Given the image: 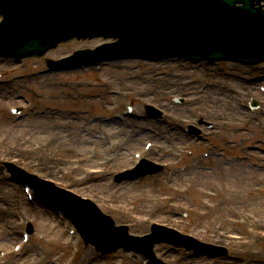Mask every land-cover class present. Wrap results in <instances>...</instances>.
<instances>
[{
	"label": "rangeland",
	"instance_id": "374dc122",
	"mask_svg": "<svg viewBox=\"0 0 264 264\" xmlns=\"http://www.w3.org/2000/svg\"><path fill=\"white\" fill-rule=\"evenodd\" d=\"M97 44L101 40H70L40 58L19 63L0 59V172L2 161H12L93 200L133 235L141 236L157 223L226 246L228 257L218 264H264V82L250 85L237 79L264 77V63L255 69L218 63V69L208 66L199 73L185 61L130 59L45 71V58L59 59ZM220 83L226 93L217 89L215 94L216 87L225 89ZM205 84L215 88L201 90ZM251 98L259 104L254 113L243 108ZM209 102L216 112L207 107ZM146 104L161 110L162 117L148 118ZM15 106L22 110L19 121L10 112ZM200 117L214 124L206 142L183 135L185 124ZM139 124L164 131L153 135L151 129L147 133L153 137L144 136L135 131ZM209 152L221 157L203 156ZM135 155L164 170L114 183L113 175L129 169L138 160ZM6 181L26 203L7 205L4 200L10 211L0 217V230L8 216L14 229L11 237L0 238V264H145L139 253L99 255L85 247L76 232L69 233L74 230L70 222L37 199L26 200L22 185ZM27 222L31 234L26 233ZM22 233L29 236L26 243ZM15 245L21 249L15 251ZM153 250L171 264L205 262L200 257L185 260L191 251L170 243L156 244Z\"/></svg>",
	"mask_w": 264,
	"mask_h": 264
},
{
	"label": "bare ground",
	"instance_id": "6f19581e",
	"mask_svg": "<svg viewBox=\"0 0 264 264\" xmlns=\"http://www.w3.org/2000/svg\"><path fill=\"white\" fill-rule=\"evenodd\" d=\"M58 45H60V43H57V44H55V46H58ZM53 49H55V48H53ZM88 57V56H87ZM65 58V57H64ZM0 59H8L7 57H4V58H1L0 57ZM72 60H73V58H71ZM69 61V60H68ZM63 62H65V61H63ZM67 62V61H66ZM193 64V63H192ZM193 69H195L196 71H199V73H200V67L199 68H193ZM224 83H220V84H218L219 86H222ZM223 86H225V85H223ZM201 90H203V88H200ZM217 89L218 90H220V92L221 93H224L225 91H226V86H225V89H224V87H216V89H215V94L217 93ZM230 91V90H229ZM232 91V90H231ZM219 92V94H217V97H219L220 98V95H221V93ZM226 93V92H225ZM211 100H213L212 98H210ZM209 99V100H210ZM224 101H225V99H224ZM231 105L230 104H228V103H225V109L227 110V111H229V110H231V108H228V107H230ZM207 107L211 110V111H213V112H216V110H214V108H213V102H209L208 104H207ZM227 107V108H226ZM230 112V111H229ZM228 112V113H229ZM218 116H221V117H227V114H225V113H220V111H218ZM234 127V125H232L231 126V128H233ZM151 129H153L154 130V132L153 133H155V132H162V131H164V129H162V128H160L159 126H151V125H146V124H139V125H136V130L135 131H139V132H142V133H144L143 135L145 136V135H148V137H153V135H156V133L155 134H153V135H151V134H149L150 132H152V130ZM147 132H149V133H147ZM157 134H159V133H157ZM155 149V148H154ZM5 169L7 170V171H9V170H11V167L8 165V164H5ZM7 178H8V176H7V173L4 171V170H2V172H0V217H2V216H7V214H8V212L10 211V209H6L5 207H4V205H5V203L7 204V205H11V204H13V203H15V204H18V205H20V204H25L26 203V201H23L22 200V197H21V195H20V198H19V196H18V190L14 187V186H8L7 184H9L6 180H7ZM24 188V187H23ZM23 196V195H22ZM5 199H7V202H5L4 203V200ZM9 217V216H8ZM8 217H5V219H3V225L6 227L5 229H3V230H0L1 231V233H3L2 235H0V238L2 237V236H5V237H11L10 235H11V233H9V230H12V229H14L13 228V223L10 221V219L8 218ZM1 219V218H0ZM2 231H5V232H2ZM22 234H21V239H22ZM13 237H15V236H12V238Z\"/></svg>",
	"mask_w": 264,
	"mask_h": 264
},
{
	"label": "water",
	"instance_id": "95a60500",
	"mask_svg": "<svg viewBox=\"0 0 264 264\" xmlns=\"http://www.w3.org/2000/svg\"><path fill=\"white\" fill-rule=\"evenodd\" d=\"M66 212H67V214L68 215H70V213H69V211L68 210H65ZM92 241H93V243L96 245V247L98 248V247H100L101 246V244H102V242H101V240L98 238H95V237H92ZM117 247H115V248H113V249H111V250H115ZM148 254H149V257L151 258V259H153L154 258V256H153V254L151 253V251L150 252H148Z\"/></svg>",
	"mask_w": 264,
	"mask_h": 264
}]
</instances>
